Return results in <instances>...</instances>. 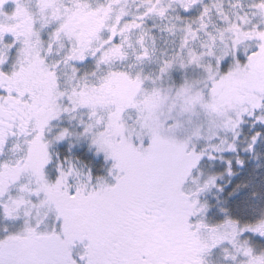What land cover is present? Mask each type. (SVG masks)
Returning <instances> with one entry per match:
<instances>
[{
	"label": "snow or ice",
	"instance_id": "snow-or-ice-1",
	"mask_svg": "<svg viewBox=\"0 0 264 264\" xmlns=\"http://www.w3.org/2000/svg\"><path fill=\"white\" fill-rule=\"evenodd\" d=\"M0 264H264V0H0Z\"/></svg>",
	"mask_w": 264,
	"mask_h": 264
}]
</instances>
